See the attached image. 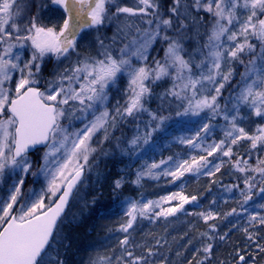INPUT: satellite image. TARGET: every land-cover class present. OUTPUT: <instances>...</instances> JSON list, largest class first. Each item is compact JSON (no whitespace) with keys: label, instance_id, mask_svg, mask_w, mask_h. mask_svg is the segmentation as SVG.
<instances>
[{"label":"snow or ice","instance_id":"snow-or-ice-1","mask_svg":"<svg viewBox=\"0 0 264 264\" xmlns=\"http://www.w3.org/2000/svg\"><path fill=\"white\" fill-rule=\"evenodd\" d=\"M50 4L63 15L61 23L49 27L40 21L39 15L48 4H38L36 0H0V181L6 172L12 175L31 172L32 176H43L47 181L39 194L31 193L35 198L30 202L19 203L23 177L13 182L6 198L0 199V264H64L58 246L65 239L62 227L65 210L90 155L96 151L92 146L94 136L103 130L104 138L108 139V127H116L117 117L123 120L148 112L151 117L148 126L151 121L159 120L162 124L166 119L145 108L146 99L152 94L148 82L155 84L171 78L172 87L160 99L163 102L171 96L179 101L177 107L183 111L177 112L178 116H199L207 111L211 118L222 116L227 122L224 139L204 149L207 156L179 162L174 171H165V175L179 179L185 172L200 173L212 163L208 156L220 152L231 158L232 146L240 141L250 143L249 155L264 150V124H258L253 133L241 126L246 117L264 120V0H170L167 7L160 0H134L131 6L121 0H50ZM113 26L111 37L100 34L102 28L111 30ZM90 29L97 32L90 45L95 46L94 56L82 53L79 43ZM155 43L166 45L162 60L154 59V67L147 64L137 67L133 58L147 61ZM25 50L30 52L27 58ZM72 55L77 57L75 63L61 69L59 65ZM52 58L56 67L45 78L43 67ZM236 65L244 70L233 85ZM121 75L129 79L128 100L122 106L118 103L115 114L110 115L104 106L110 88L117 85ZM226 85L233 90L222 106L220 100ZM98 106L104 107V111L95 115ZM243 109L247 113L242 114ZM89 111L94 119L83 128L70 130L72 119L83 121ZM77 112L81 115H76ZM63 120H68L67 126ZM160 124L145 132L144 144ZM209 129L205 123L201 131L208 133ZM198 139L200 131L194 138H182L181 142L200 147L194 142ZM140 140L136 136L129 141L133 151ZM41 151L38 169L32 172V156ZM220 166L216 164L215 171L204 174L215 175ZM233 166L242 173H258L264 178V159L258 158L253 167L248 160L237 158ZM159 167L153 163L146 172L138 173L137 183L143 175L156 178L159 174L152 170ZM255 179L248 176L244 180L248 193L241 190L240 194L245 204L252 199L249 193ZM120 187L121 180H116L115 188ZM260 192L264 193V188ZM196 199L173 193L161 198L179 201L168 208L161 207V201L150 200L142 205L131 201L125 212L128 219L120 231L128 233L138 216L147 218L150 213L165 218L175 216L184 210L185 204ZM154 208H159V212H154ZM198 215L205 221L214 218L211 212ZM257 218L258 214L249 217L250 221ZM259 223L264 225V216L259 217ZM209 227L214 229L215 225ZM226 235L219 238L224 240ZM202 236L214 239L208 233ZM248 239L253 241L254 237L248 234ZM120 243L129 245L128 236ZM256 246L264 252V247ZM212 249V243L203 247L204 259L211 258ZM147 251V256H135L125 249L129 259L123 264H150L153 252ZM235 257L236 264H248L246 254L241 251ZM197 264H203V260Z\"/></svg>","mask_w":264,"mask_h":264},{"label":"trees","instance_id":"trees-1","mask_svg":"<svg viewBox=\"0 0 264 264\" xmlns=\"http://www.w3.org/2000/svg\"><path fill=\"white\" fill-rule=\"evenodd\" d=\"M164 7H167L170 0H160ZM103 29V28H102ZM101 29V30H102ZM109 30V29H108ZM110 31V30H109ZM106 36L109 33L105 34ZM112 36V34H111ZM157 57L160 58L163 53L162 47H155ZM48 71L45 70V74ZM122 76V75H121ZM120 76V77H121ZM118 83L121 89L114 90L112 87L109 91L108 103H110L111 114H115L117 104L124 105L128 100V96L119 97L125 90L123 89L122 79L119 78ZM152 88V94L146 99L145 108L149 112L155 113L157 117L168 116L169 121L167 128H158L147 144H144L143 137L146 131H152L159 120L148 122L151 117L148 112L139 113L137 119L133 117H125L121 120L117 117L115 128L108 127V139L104 142L101 137L95 139L96 154L92 161L93 167L90 175L82 181V185L76 193L75 197L69 204L65 212V223L63 224L64 241L59 247L60 259L64 264H121L124 258V250L129 249V245L121 247V239L127 233L120 231L122 224L126 223L128 217L125 215L127 210L126 200H132L139 204L146 201H161L162 197H169L173 193H181L191 198L195 196L197 199L190 205H184L185 215L176 214L167 218L163 216L137 217L133 224L132 234L130 237L133 250L136 255H148V249L162 256L163 262L166 264H197V261L203 260V264H219V262L236 263L235 253L241 251L246 254L248 264H264V252L257 248V244L264 247V225L259 223V217L264 216V199H257L256 210L251 211L252 216L258 214L256 221H250L249 218L242 214V221H249L247 225L242 226V222L236 223L229 213L235 209L242 212L239 204L242 197L239 190L229 195H224L223 187L226 183L244 185V180L248 176H257V173H238L228 175V157H222V153H214L208 156L211 161L208 168L202 169L200 173L188 172L179 179L162 182L160 175L154 178L150 175H143L137 183L138 173L146 172L148 166L153 163L159 164L166 161L165 164H159L160 167L168 165L174 159L182 158L191 161L193 157L197 160L201 156H207L203 152L202 155L190 152L186 149H180L174 141L167 142L169 135V126L174 132L173 124L177 123V112H182L183 108L177 107L180 103L175 98L168 96L163 102L160 99L161 94L172 87L171 78H165L156 82L149 83ZM113 108V110L111 109ZM218 118V116H216ZM217 118H211L209 115L208 123L210 130H220L221 122ZM166 121V119H164ZM106 134V133H105ZM205 134L201 131V135ZM140 136L141 140L135 151L129 145V141L133 137ZM212 141L219 143L224 139V134L215 131L212 134ZM103 138L105 137L102 136ZM208 143V140H205ZM238 146V145H236ZM236 148L233 149V152ZM258 150L251 155L243 156L253 167L256 165V156ZM171 158V159H169ZM234 160V158H233ZM223 161V163H221ZM235 161V160H234ZM220 164V170L215 175H206L208 171H215L214 165ZM208 169V170H207ZM156 174V173H154ZM243 174V175H242ZM255 176V177H256ZM121 180V187L115 188V181ZM241 186L240 189H242ZM181 191V192H180ZM214 195V196H213ZM217 197H221L218 199ZM176 205L178 200H174ZM171 205V203H170ZM154 212H158L156 208ZM235 211V212H236ZM211 212L213 219L205 221L199 213L207 214ZM227 215L226 223L225 217ZM231 219V220H230ZM68 221H72L69 223ZM234 221V223L232 222ZM225 222V223H224ZM210 225H215L220 235L227 234L224 240L213 242L208 240L202 233H208ZM247 229V233L244 231ZM248 234L254 237L253 241L248 239ZM215 237V236H213ZM159 241V243H157ZM207 243L213 244L212 255L210 259H204L203 247ZM55 255V253H53ZM153 254L149 257L150 263L157 256ZM251 259H248V257ZM122 258L120 261L117 258ZM104 258H109L105 260Z\"/></svg>","mask_w":264,"mask_h":264},{"label":"rangeland","instance_id":"rangeland-1","mask_svg":"<svg viewBox=\"0 0 264 264\" xmlns=\"http://www.w3.org/2000/svg\"><path fill=\"white\" fill-rule=\"evenodd\" d=\"M134 0H121L122 4H127L129 6H131L133 4ZM36 3L38 4H48L47 8H41L40 10V21L47 25V26H52L53 24H59L62 22V11L58 10L57 8H55L54 6H52L50 4V0H36ZM33 11H35V9H33ZM114 31V26L112 27V29L109 31L108 29H102L100 34L101 35H105L106 33H109L108 37H111V34H113ZM86 35L85 38L80 40V45L82 46L81 51L84 54H91V55H96V49L95 46H90L91 45V41L94 39V37L97 35V32L94 29H90V30H86ZM126 42V41H125ZM122 45H117V47H120ZM155 47H162L163 48V53L162 56L160 58L157 57L158 53L157 50H154ZM166 47L165 44L163 43H155L152 48L149 50V58L147 61H136L135 58H133V63L139 67L142 64H147L149 67H154V63L153 60H162V58L164 57V48ZM191 47V46H189ZM30 55V52L25 50L24 52V57L27 58ZM116 55H119V53L117 52ZM77 57L76 55H72V57L67 60L64 61L62 64L59 65V67L61 69L65 68V67H70L71 65H73L76 61ZM56 60L55 58H52L50 60H47L44 67H43V75L45 78L49 77V74L51 73V71L53 70L54 67H56ZM236 72H237V76L234 78V80L232 81V84L234 85L236 83V81L239 80V73L242 72L243 66L241 65H236ZM45 70L48 71L47 74H45ZM122 79V86L123 89L125 90V93H123L122 95H120L119 97H122L124 95L128 96V83H129V79L126 75H122L120 77ZM166 78H170V77H166ZM165 79V78H164ZM163 80V79H162ZM158 82V81H157ZM151 83V82H148ZM78 87V85H77ZM114 90H120L121 86L119 83H117L116 86L112 87ZM232 86L231 85H226L225 89L223 90V97L220 100L221 105H224V98L228 97L230 92H232ZM108 110V112L111 115V111L110 109V103H108V101L106 102L105 106ZM104 107H99L97 108V110L95 111V115H99L100 112L104 111ZM229 107H231V105H229ZM113 110V108H111ZM183 111V109L181 110ZM247 109H243L242 114L247 113ZM76 115H81L79 112L76 113ZM139 115V113H137L133 119H137V116ZM209 113L207 111L200 113L199 116H193V115H180L177 116V123L173 124V128H174V132L172 131V128L169 126V135H164L167 137V142L170 141H174L176 143V145L180 146V149H186L190 152H195V153H199L200 155L204 153L207 154L206 151H204L205 148L208 147V145L216 143L215 141H212L211 138L213 137L212 134L215 131H218L221 134H224V131L226 130L227 127V122L222 118V116H218L215 117L217 118L220 122H221V127L220 130H215L214 129H209L208 133L202 134L201 135V129H202V125L205 123H208V118H209ZM92 119H94V115L92 111H89L86 114V119H84L83 121L81 120H77V119H72V128L70 130H75L77 128H83L85 123H88L89 121H91ZM63 124H65L66 126L68 125V120H63L62 121ZM171 122L169 121L168 116H166V121L164 120L162 124H160V128L158 129L159 131H162L161 129H164V127L167 128L168 124H170ZM258 124H264V120H260V118H257L255 116H251V117H246L242 122H241V126L245 127L246 131L253 133L255 131V128ZM157 131V130H156ZM156 131L153 132L156 133ZM200 131V139L195 140L194 142L196 144H199L200 147H193L187 143H182L181 139H189V138H194L196 136V133ZM105 135V132L103 130H101L100 132H98L92 141V146L96 149L95 147V139L101 137L103 142L105 140V138H103L102 136ZM108 135V133H107ZM208 140V143L205 140ZM238 145V146H236ZM236 145L232 146V150L234 148L235 151L233 152V156L231 158L228 157V162H226V166H228V175H232L233 173H238L239 172V176L241 174L240 171H238L233 165L234 162L236 161L237 158H242L243 156H247L249 155V150H250V143L248 141H240L238 142ZM97 151L93 152L90 157H89V164L85 166L84 169V174L83 177L75 191V195L78 192L79 188L81 187V183L82 181L87 178L90 175V170L93 167V163L92 161L95 158V154ZM254 152V151H252ZM251 152V153H252ZM43 152L41 151V153H39L38 155H33L32 156V160H33V168H32V172L37 171L38 169V164H37V160L39 159V156H42ZM223 156L221 155L220 158H222ZM227 158V157H226ZM234 158V160H233ZM254 158H256V160L259 159H264V150H258V154L256 156H254ZM248 160V159H247ZM184 159L179 158V154H178V158L174 159L173 162L169 163L168 165H164L162 167L153 169V173L159 174L161 177L162 182H167L170 181L171 179V175H165L164 172L165 171H174L175 170V165L179 162H183ZM191 162V161H190ZM39 163H43L42 160H39ZM161 164V163H159ZM165 164V163H164ZM150 167V166H148ZM208 170V169H207ZM186 175V176H185ZM243 175V174H242ZM187 178L188 176V172H185V174L183 175ZM182 176V177H183ZM254 176H256L254 174ZM21 177L24 178V184L21 186V197L19 198V203H25V202H30L31 199H34L35 197H33L31 195V193L34 191L37 194H39L41 192V189L46 188L47 185V181L45 180V178L43 176H39L34 177L32 176L31 172L28 173L27 175L23 174V173H16L15 175H12L10 172H6L4 178L2 181H0V199L6 198L7 195L9 194V190L10 187L13 185V182L16 180H19ZM253 183V187L251 189V192L249 193L252 196V199L250 201H248L247 204H245L244 201V197H242L241 203L239 204L240 208L243 210L242 212H234L231 215H229V217H232V219L236 220V223L242 222V226L247 225V222L249 221H242L241 218L243 217L242 214H244L245 217L249 218L250 216H252L251 212L249 211L250 208H252L251 211L253 212H257L256 210V200L257 199H264V193L260 192L261 188H264V178H261L260 175L257 173L256 179L254 181H252ZM81 184V185H80ZM241 186H243L242 189ZM223 194L225 195H229L233 192H236V190H239V192L241 193V190H244L246 193H248V189L244 185L241 183L237 184V186L233 183H226L223 187ZM229 189H231L229 191ZM181 192V191H180ZM239 193V194H240ZM74 195V197H75ZM183 195V194H182ZM171 196V195H169ZM214 196V195H213ZM73 197V198H74ZM72 198V200H73ZM218 199H221V197H217ZM71 200V201H72ZM132 200H126V207L128 205L129 202H131ZM148 202V201H147ZM146 201L144 203H147ZM71 203V202H70ZM69 203V204H70ZM171 203V205H170ZM192 203L189 204H185V205H190ZM176 206V202L174 200H170V201H161V207L163 208H168V207H174ZM69 207V205H68ZM67 207V209H68ZM245 209H247V211H245ZM156 210H158L159 212V208H156ZM17 211H19V207L17 206ZM67 211V210H66ZM176 214H180V215H185L184 210L181 212H178ZM183 215V216H184ZM175 217V216H174ZM226 223L228 224V219H227V215L225 217ZM231 220V219H230ZM234 223V221H232ZM235 224V223H234ZM132 229H129V232L126 234V236H128L129 241H130V247H129V251H132L134 253L135 256H143L142 254L140 255H136L135 251L133 250V246L130 240L131 234H132ZM208 232L211 233L214 237V239H212L213 242H216L217 240H221L219 237L223 236L219 234L218 229L217 228H209ZM125 237H123L121 240H123ZM126 245H121V247H125ZM153 254L156 255V252H154ZM157 257L155 259H152L150 264H166L165 262L161 261L162 256H160L159 253H157L156 255ZM129 259L125 254H124V258L121 261V264H123L124 260ZM107 264H111L112 261L109 260V262H105V261H101ZM219 264H236L233 262H219Z\"/></svg>","mask_w":264,"mask_h":264},{"label":"water","instance_id":"water-1","mask_svg":"<svg viewBox=\"0 0 264 264\" xmlns=\"http://www.w3.org/2000/svg\"><path fill=\"white\" fill-rule=\"evenodd\" d=\"M83 174H84V171H83ZM82 177H83V175H82ZM82 177H81V179H82ZM80 181H81V180H80ZM79 183H80V182H79ZM79 183L77 184V187H78ZM76 189H77V188H76ZM76 189H74V193H75ZM71 199H72V198H70L69 203H70ZM66 209H67V208H66ZM65 212H66V210H65Z\"/></svg>","mask_w":264,"mask_h":264}]
</instances>
